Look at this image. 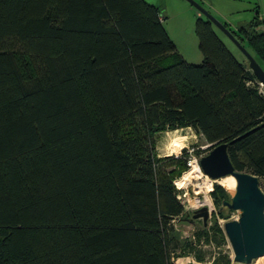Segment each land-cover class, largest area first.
<instances>
[{"label": "trees", "instance_id": "trees-1", "mask_svg": "<svg viewBox=\"0 0 264 264\" xmlns=\"http://www.w3.org/2000/svg\"><path fill=\"white\" fill-rule=\"evenodd\" d=\"M163 20L147 0H0V264H176L189 154L158 157L157 133L228 143L264 190L259 80L208 18L195 23L200 63L175 54ZM224 24L264 61L255 20ZM225 243L215 220L181 255L205 263L199 246Z\"/></svg>", "mask_w": 264, "mask_h": 264}, {"label": "rangeland", "instance_id": "rangeland-1", "mask_svg": "<svg viewBox=\"0 0 264 264\" xmlns=\"http://www.w3.org/2000/svg\"><path fill=\"white\" fill-rule=\"evenodd\" d=\"M150 3L159 5L162 8V15L164 16L163 24L176 45L175 54L181 55L184 59L191 63H200L203 59L202 52L199 48V41L196 35L195 23L198 17H206L199 8H197L189 0H147ZM204 9L209 11L215 18L222 23L228 24L234 29H238L240 26L245 25L250 28V22L255 20L258 24L255 25L253 31L264 32V0H195ZM207 18V17H206ZM215 30L218 35L223 39L229 49L236 55V57L243 61L249 67V61L242 52V50L220 29L215 25ZM244 46L250 51V53L258 60V62L264 67V61L260 59L259 49L255 50L250 47L246 42H242ZM262 90L264 88L261 86ZM140 132H143L142 127L139 128ZM175 139V140H174ZM155 149L158 157H181L186 150L189 154L188 166L191 168V163L199 164L200 158L206 155L210 151L209 143L196 133L193 128H182L177 130H168L165 132L157 133L155 135ZM177 142L182 148L180 151L172 152V143ZM149 145L147 144V147ZM174 154V155H173ZM169 161L168 163H171ZM200 166V164H199ZM174 167L168 168V170ZM188 169V170H189ZM201 169V167H200ZM188 170H186L188 172ZM182 172L181 176L176 179V186L180 190L179 198L185 205V213L183 216L175 218L173 223L175 224L176 231L175 247L174 251L180 254L178 258H175L176 264H212V260L215 256H218L219 252L225 251L231 254L233 258V250L230 242L227 239L222 247H218L215 244H201L200 249L205 254L206 262H199L193 256H183L185 245L189 240L194 239V233L196 230L203 227L202 219H194L192 217L193 210L199 207H193L192 202L196 199L194 190L196 188L195 181L189 185L181 183L182 179L186 177L187 172ZM202 180L210 186L209 196L213 202V208L210 209L209 224H212L217 220L224 228V223L229 219L239 218V212L226 209L225 215L220 212V206L222 201L217 205L215 203V197H220V190L215 191L216 185H220L229 196L231 195L227 189L224 188V184L221 179H213L206 175L201 169ZM228 196L226 199H228ZM204 206V205H203ZM206 206V205H205ZM264 260V255L257 258L252 264H260Z\"/></svg>", "mask_w": 264, "mask_h": 264}, {"label": "water", "instance_id": "water-1", "mask_svg": "<svg viewBox=\"0 0 264 264\" xmlns=\"http://www.w3.org/2000/svg\"><path fill=\"white\" fill-rule=\"evenodd\" d=\"M218 28H220L244 53L249 67L264 88V68L235 34L195 0H189ZM210 151L200 158L203 172L213 179L228 175L236 179V188L222 210L239 212V218L224 223V231L233 250L232 264H252L264 255V190L260 178L246 170H238L233 164L226 142L210 143ZM194 219H202L208 225L210 211L207 206L193 210Z\"/></svg>", "mask_w": 264, "mask_h": 264}, {"label": "bare ground", "instance_id": "bare-ground-1", "mask_svg": "<svg viewBox=\"0 0 264 264\" xmlns=\"http://www.w3.org/2000/svg\"><path fill=\"white\" fill-rule=\"evenodd\" d=\"M180 145L177 142L172 143V152L176 153L180 151L182 148ZM220 179L224 184V187L227 188V190L229 191V193L233 194L236 188V179L234 178V176L228 175ZM193 181H195L196 184V188L194 190V193L196 194V199L192 202V204L194 205L193 207L195 208L206 205L210 211V209L214 207V204L211 201V198L208 193L210 186L206 184L204 180H202L200 166L195 162L191 163V168L188 170L186 177L182 179L181 183H184V185L186 186L192 183Z\"/></svg>", "mask_w": 264, "mask_h": 264}]
</instances>
